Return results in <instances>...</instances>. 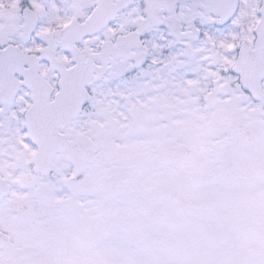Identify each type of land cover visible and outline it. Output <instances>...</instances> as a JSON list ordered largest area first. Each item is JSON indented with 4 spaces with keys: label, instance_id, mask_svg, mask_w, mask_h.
<instances>
[{
    "label": "snow or ice",
    "instance_id": "6c2138e0",
    "mask_svg": "<svg viewBox=\"0 0 264 264\" xmlns=\"http://www.w3.org/2000/svg\"><path fill=\"white\" fill-rule=\"evenodd\" d=\"M0 264H264V0H0Z\"/></svg>",
    "mask_w": 264,
    "mask_h": 264
}]
</instances>
